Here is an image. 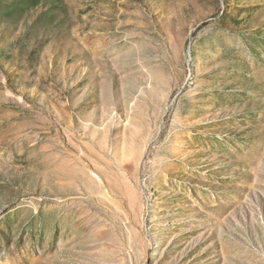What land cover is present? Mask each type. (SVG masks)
Instances as JSON below:
<instances>
[{
  "label": "rangeland",
  "instance_id": "obj_1",
  "mask_svg": "<svg viewBox=\"0 0 264 264\" xmlns=\"http://www.w3.org/2000/svg\"><path fill=\"white\" fill-rule=\"evenodd\" d=\"M0 264H264V0H0Z\"/></svg>",
  "mask_w": 264,
  "mask_h": 264
}]
</instances>
